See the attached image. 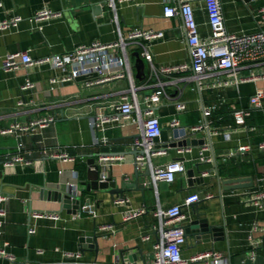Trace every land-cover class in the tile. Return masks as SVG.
<instances>
[{"label": "crops", "instance_id": "obj_1", "mask_svg": "<svg viewBox=\"0 0 264 264\" xmlns=\"http://www.w3.org/2000/svg\"><path fill=\"white\" fill-rule=\"evenodd\" d=\"M2 1L4 6L0 8V20L11 14H18L23 19L16 27L0 30V189L7 197L3 203L7 214L0 228V247H5L15 257V262L0 258V264H55L62 260V252L81 250L84 243L87 247L81 250L83 254L77 264H108L118 259L143 264L152 257L153 246L159 239L153 230V225L158 222L156 209L181 204L192 192L201 194L199 211L202 217L208 218L213 229L197 233L189 239L183 248L184 256L192 258L202 251L215 250L227 258L229 264H264V238L260 231L255 230V226L264 223V199L261 200L263 207L250 200L255 193L264 190V148L258 147L264 141V98L262 105L254 108L247 118L246 127H237L233 115L236 110L250 106V98L258 89L264 91V58L249 62L239 71L242 77L255 73L260 76L259 79L237 84H218L232 78L227 72L211 74L200 88L196 81L184 79L181 75L164 77L167 91L173 99L163 97L156 106L163 132L153 148L173 140L174 128L170 123L174 118L179 119L180 126L188 128L193 138L205 139L206 143L155 149L157 154L151 157L150 168L180 159L186 171L178 174L173 182L162 181L156 187L149 177L148 189L126 192L129 202L116 204L108 193L81 192L79 188L76 191L75 184L78 181L80 186V180L87 177V157L84 155L123 150L122 143L131 142V139L120 137L142 135L139 126L129 119L109 121L104 131L92 124L100 113L120 115L111 105L128 89L129 80L119 78L88 84L96 77H87L61 82L51 88V78L63 76V70L46 63H20L12 70L4 66L6 56L14 52L28 51L34 60H40L52 54L70 52L76 46L93 40L114 42L118 37L114 12L106 5V0ZM248 3L245 0H222L229 31L242 35L264 30V21L256 19L255 12L247 7ZM254 3L260 8L264 0ZM97 4L103 5L102 11L95 10ZM164 4L165 0H125L118 3L124 31L142 27L164 32L163 37L147 43L152 54L151 61L145 58L138 45L128 47L132 78L142 95L151 92L149 85L153 82V68L190 62L191 59L183 19L181 16L165 18ZM45 6L58 15L45 22L43 29L39 30L38 23L31 18ZM194 6L200 34L207 36L210 28L204 3L195 1ZM27 79L34 83V87L23 90ZM177 100L187 103L186 111L177 112ZM204 107L212 109V115L207 118L211 129L231 132L229 139L223 134H212L213 150L208 143L206 128L192 130V126L204 121ZM53 114L55 120L45 128L33 132L1 133L2 129L14 123L25 125ZM97 137L100 138L98 142ZM103 137L108 138L106 142L102 141ZM19 143L24 146L21 151L18 150ZM207 145L206 155L213 157L215 154L221 178H251L246 182L247 186L229 189L227 184L220 197L214 160L208 163L199 158L200 150ZM242 145L250 148L239 152L237 149ZM59 151L67 152L74 160L51 156L52 152ZM230 152L235 154L225 157ZM18 153L31 160L32 164L18 162L7 165ZM79 163H83V173L79 171ZM109 164L112 168L109 170L107 167L105 174H112L118 180L123 175L130 180L133 177L134 164L126 163L123 157H111ZM210 168L212 172L205 174L204 183H194L187 174L189 169H193L199 176L198 170ZM140 171H145V165ZM64 191L82 195L83 209L77 210L79 216L74 217V208H63L57 195ZM208 192L214 196L205 198ZM142 207L146 209L143 215L124 220L127 209ZM89 209L95 211L96 216H92ZM35 211L60 213L61 219H35L31 215ZM183 213L182 224L196 218L192 206L184 205ZM108 224L114 226V232L100 229V226ZM31 225L36 228L32 234L29 233ZM95 235H98V252L90 241ZM147 235L149 239L144 238ZM129 256L136 257L130 260Z\"/></svg>", "mask_w": 264, "mask_h": 264}, {"label": "built area", "instance_id": "obj_2", "mask_svg": "<svg viewBox=\"0 0 264 264\" xmlns=\"http://www.w3.org/2000/svg\"><path fill=\"white\" fill-rule=\"evenodd\" d=\"M125 0H106V5L114 12L113 20L117 24L116 32L117 39L114 42L106 43L101 40H93L89 44H81L76 46L70 52L63 54H52L40 60H34L28 51L14 52L6 56L4 66L7 70L16 69L20 63L24 65H31L34 63H46L53 68L61 69L64 75L61 77H53L50 80L51 88L61 82L71 81L77 79L79 76L93 77L92 74L97 73L96 80L88 82L94 84L96 82L110 81L119 78H127L129 80V87L125 90L119 99L111 105L120 115L109 116L100 113L98 118L92 123L98 130H105L106 124L109 121L121 122V118L125 120H132L133 123L139 126L142 130V138L136 141V145L143 146L147 150V156H139V165H146L151 163V157L157 154L153 150L155 141L161 137L163 132V125L159 115L156 113V106L162 101V98L173 99L166 88V81L164 77L181 75L187 80H194L200 88L204 81L213 73L227 72L232 75V78L225 79L218 82L219 85H230L239 83L245 80L259 79L260 76L252 73L250 76L242 77L239 71L249 62H257L264 58V30H259L251 34H236L227 29L225 16L223 12L222 0H165L163 15L165 18H174L181 16L184 22L187 44L190 52V62H181L162 66L160 68H153L152 84L149 85L151 92L148 94H140L139 88L135 85L132 78L131 65L129 61L128 47L130 45H138L142 49V54L147 60H152V54L148 50L147 43L155 38L164 36L163 31L148 30L144 28H132L127 31L122 29L120 18L118 14V3ZM195 1H202L207 14L208 25L210 32L207 36H202L199 31V23L196 15ZM258 0H249L255 2ZM4 6L3 1L0 0V8ZM57 12L45 6L40 8L31 18L32 21L38 23L37 28L43 29L44 23L50 21L57 16ZM256 19L264 21V5L255 13ZM23 17L18 14H11L0 20V30L16 27L22 21ZM34 83L27 79L23 84L22 89L33 88ZM264 98V91L258 89L256 93L250 98V106L236 110L233 115L237 127H246V120L251 116L252 110L262 105ZM22 104V101H20ZM177 112H184L187 110V103L183 100H177L175 103ZM205 118L212 115L210 107L203 108ZM55 120V116L49 115L38 118L21 125L14 123L9 127L1 130V133L33 132L39 128H45ZM208 120V119H207ZM172 128L180 126L178 118H174L170 123ZM210 127V122L200 123L192 126L193 131L201 130ZM253 129V127H248ZM211 135L223 134L226 138L231 137V132H222L218 128L211 129ZM97 142L100 138L97 137ZM107 137H103L102 141L106 142ZM23 143H19L18 150L21 151ZM259 148H264V141L258 144ZM250 146L242 145L237 149L239 152L248 150ZM208 145L200 150L199 158L202 162H213L211 155H206ZM46 153L47 150H44ZM235 152H230L227 156L234 155ZM51 156L60 158L62 160H74V158L67 152L59 151L52 152ZM113 158V157H112ZM111 157H102L101 161L106 168L108 167ZM23 163L25 165L32 164L31 160L25 159L21 154H15L7 165L15 163ZM186 167L183 160L174 159L166 164L156 165L151 167V179L153 185L156 187L159 182H173L178 174L184 173ZM78 172H76V176ZM107 174H103L106 178ZM78 181L75 184L76 191L78 190ZM77 193V192H75ZM214 195L208 192L204 195L205 198H212ZM7 199L5 194L0 189V228L3 226L6 217V210L3 207L4 201ZM202 196L199 192H192L184 199L181 204H174L167 208L158 207L155 211L158 222L153 225V230L158 234L159 239L153 246L152 257L149 261L143 264H193L200 262L201 264H229L227 258L223 257L221 253L215 250L202 251L192 258H186L183 254V248L188 243L185 228L182 220L185 218L183 213V206H191L194 203L200 202ZM264 199V190L255 193L251 198V202L259 207H263L261 200ZM116 204H126L129 202L127 197H115ZM87 207V206H86ZM85 209V208H84ZM92 216H96V212L91 209L88 210ZM146 212L142 208H130L125 211L124 220L129 221L136 217L143 215ZM35 219L47 218L52 220L61 219L60 213L56 212H41L35 211L32 214ZM79 216V212L74 217ZM103 231H115L113 225L100 226ZM255 230L260 231L264 236V223L255 226ZM36 231L34 225L29 227V233ZM149 239L150 236L144 237ZM40 253L43 250H39ZM83 252L78 251H64L62 252V260L55 264L80 263ZM252 255L255 252L252 251ZM7 258L15 262V257L7 252L5 247H0V258ZM15 264H34V263H15ZM39 264V263H37ZM91 264H98L96 262ZM108 264H138L136 262H129L125 260H116Z\"/></svg>", "mask_w": 264, "mask_h": 264}, {"label": "water", "instance_id": "obj_3", "mask_svg": "<svg viewBox=\"0 0 264 264\" xmlns=\"http://www.w3.org/2000/svg\"><path fill=\"white\" fill-rule=\"evenodd\" d=\"M249 1V0H245ZM105 4V2H104ZM95 10L99 12L103 10V5L97 4L95 7ZM141 61V60H138ZM93 77H97L98 74L94 73L92 74ZM88 76H79L77 80H83L86 79ZM98 118V115L95 117ZM204 121L208 123L207 118H204ZM96 129H98L96 127ZM208 138H209V146L211 149L213 148V144L211 141V132L210 127L208 126L206 128ZM142 135L140 133L128 136V137H120V139H131V142H124L122 143V146L124 147L123 150L119 151H103V152H97V153H90L86 154L84 156L87 157V177L86 179L80 180V191H93L94 193L103 192L108 193L110 195L111 199H114L115 197H125V193L132 191V190H141L145 191L148 189L147 187V179L151 177V168L149 163L145 165V171L141 172L140 168L141 165H139L138 157L139 156H147V150L143 146L136 145V141L138 139H141ZM206 143L205 139H197L193 138L191 133L188 132V128L186 126H179L173 129V140L171 142L165 143L161 145L160 147H155V149L159 148H165L168 149V147H188L191 145H203ZM213 150V149H212ZM213 152V151H212ZM214 153V152H213ZM123 157L126 163H133L134 164V172L133 177L131 180L126 176L123 175L120 180H118L116 177H114L112 174L107 175L106 178H103V174L107 172L106 166L103 165L101 158L102 157ZM98 158V159H97ZM214 159V165H215V175L217 177L218 185H219V193L220 197L222 195V189L226 188L225 185L228 184L229 189H234L237 187H244L247 186L248 181L251 180V178H237V179H222L221 175L219 173V169L217 166V158L215 154H213ZM200 166V165H198ZM109 170H111V165H108ZM200 173L199 176L195 175V171L193 169H189L187 171L188 176L193 180L194 183L200 184L204 183L205 181V174H211L212 169H203L198 170ZM58 199L62 201L63 208H74L73 213H77V210H82V195L77 194L74 192L64 191L63 193H59ZM90 202V199L87 201V203ZM193 213L195 214L196 218L193 220H190L189 223L183 224V227L185 228L186 235L188 240L192 239L197 233L202 234L203 232H210L213 229V226L209 224L208 218L202 217V213L199 211V203H194L191 205ZM71 211V210H70ZM224 228V226H223ZM222 229V228H221ZM264 238V236H263ZM90 241L92 242V247L96 252L99 250V244H98V235L93 236ZM85 247H87V244L84 243L81 247V250H83ZM134 255V254H133ZM135 258L136 256H129V259L132 260V258Z\"/></svg>", "mask_w": 264, "mask_h": 264}, {"label": "rangeland", "instance_id": "obj_4", "mask_svg": "<svg viewBox=\"0 0 264 264\" xmlns=\"http://www.w3.org/2000/svg\"><path fill=\"white\" fill-rule=\"evenodd\" d=\"M256 2V1H255ZM247 7L252 10L253 12L257 13L258 12V6L254 2H249Z\"/></svg>", "mask_w": 264, "mask_h": 264}, {"label": "trees", "instance_id": "obj_5", "mask_svg": "<svg viewBox=\"0 0 264 264\" xmlns=\"http://www.w3.org/2000/svg\"><path fill=\"white\" fill-rule=\"evenodd\" d=\"M79 171L80 172H84V166H83V163H79Z\"/></svg>", "mask_w": 264, "mask_h": 264}]
</instances>
